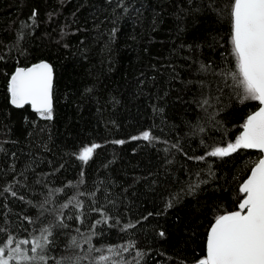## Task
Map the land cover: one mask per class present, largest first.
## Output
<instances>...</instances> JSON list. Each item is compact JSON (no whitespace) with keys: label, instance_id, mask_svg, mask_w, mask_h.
Wrapping results in <instances>:
<instances>
[{"label":"trees","instance_id":"trees-1","mask_svg":"<svg viewBox=\"0 0 264 264\" xmlns=\"http://www.w3.org/2000/svg\"><path fill=\"white\" fill-rule=\"evenodd\" d=\"M231 2L0 0V246L51 227L47 264H198L261 158L208 155L260 107L231 76ZM40 60L51 119L10 101Z\"/></svg>","mask_w":264,"mask_h":264},{"label":"snow or ice","instance_id":"snow-or-ice-1","mask_svg":"<svg viewBox=\"0 0 264 264\" xmlns=\"http://www.w3.org/2000/svg\"><path fill=\"white\" fill-rule=\"evenodd\" d=\"M229 16L231 54L236 67V71L231 73L232 79L242 89L243 100L258 101L261 106L248 115L234 142L215 147L208 155L226 157L239 149H257L261 158L239 189L243 198L238 210L215 218L208 231L206 254L198 264H264V0H232ZM52 81V67L48 63L18 68L9 86L11 103L17 107L30 104L42 117L51 119ZM142 138L152 139L147 131ZM98 147L96 144L83 147L79 160L87 163ZM76 206L82 207V204L77 203ZM58 219L63 226L62 217ZM51 236V227L41 229L40 234L31 240L17 241L9 235L0 246V264H47V257L36 253L51 243ZM72 242L75 243V238ZM25 245H31V248ZM108 251L114 249L109 248ZM99 259L107 261L109 258L102 255Z\"/></svg>","mask_w":264,"mask_h":264},{"label":"water","instance_id":"water-1","mask_svg":"<svg viewBox=\"0 0 264 264\" xmlns=\"http://www.w3.org/2000/svg\"><path fill=\"white\" fill-rule=\"evenodd\" d=\"M48 63V64H50L51 65V67H52V72H53V81H52V92H51V95H52V110H53V108H54V95H53V89H54V80H55V70H54V66H53V64L51 63V62H49L48 60H40V61H38V62H35V63H33V64H31V65H29V66H27V67H25V66H19V67H17L16 69H15V71L12 73V75H14L15 74V72H16V70L18 69V68H30V67H32L33 65H36V64H39V63ZM12 75L10 76V80H9V86H10V82H11V77H12ZM9 93H10V91H9ZM10 101H11V93H10ZM13 105V104H12ZM26 105H28V104H26ZM26 105H24V106H26ZM30 105V104H29ZM13 106H15V107H17L16 105H13ZM23 106V107H24ZM261 106V105H260ZM17 108H22V107H17ZM259 109V108H258ZM258 109L256 110V111H258ZM35 110V109H34ZM255 150H257V149H255ZM259 151V150H258ZM250 175H251V173H250ZM249 175V176H250ZM248 176V177H249ZM248 177H247V179H248ZM246 179V180H247ZM245 180V181H246ZM244 183V182H243Z\"/></svg>","mask_w":264,"mask_h":264},{"label":"rangeland","instance_id":"rangeland-1","mask_svg":"<svg viewBox=\"0 0 264 264\" xmlns=\"http://www.w3.org/2000/svg\"><path fill=\"white\" fill-rule=\"evenodd\" d=\"M36 255H42L39 251L36 253ZM39 264H44V262H39Z\"/></svg>","mask_w":264,"mask_h":264}]
</instances>
